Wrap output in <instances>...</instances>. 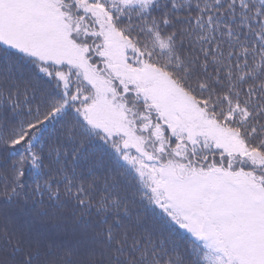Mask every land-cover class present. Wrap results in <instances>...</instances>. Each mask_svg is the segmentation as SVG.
Instances as JSON below:
<instances>
[{"label": "snow or ice", "instance_id": "6c2138e0", "mask_svg": "<svg viewBox=\"0 0 264 264\" xmlns=\"http://www.w3.org/2000/svg\"><path fill=\"white\" fill-rule=\"evenodd\" d=\"M0 264H264V0H0Z\"/></svg>", "mask_w": 264, "mask_h": 264}]
</instances>
